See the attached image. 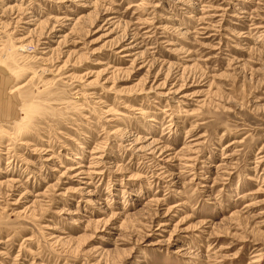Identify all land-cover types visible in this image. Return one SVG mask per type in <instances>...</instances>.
I'll return each instance as SVG.
<instances>
[{"label": "rangeland", "instance_id": "374dc122", "mask_svg": "<svg viewBox=\"0 0 264 264\" xmlns=\"http://www.w3.org/2000/svg\"><path fill=\"white\" fill-rule=\"evenodd\" d=\"M0 68V264H264V0H0Z\"/></svg>", "mask_w": 264, "mask_h": 264}, {"label": "crops", "instance_id": "0c3cea01", "mask_svg": "<svg viewBox=\"0 0 264 264\" xmlns=\"http://www.w3.org/2000/svg\"><path fill=\"white\" fill-rule=\"evenodd\" d=\"M1 69V68H0ZM1 77L4 79V80H7V78H6V74H5V72L1 75ZM6 114L7 115H5V117H9L10 115H8V112H6ZM13 113L11 112V115H12Z\"/></svg>", "mask_w": 264, "mask_h": 264}, {"label": "bare ground", "instance_id": "6f19581e", "mask_svg": "<svg viewBox=\"0 0 264 264\" xmlns=\"http://www.w3.org/2000/svg\"><path fill=\"white\" fill-rule=\"evenodd\" d=\"M136 4L134 3V6H135ZM109 21H111L110 20V18H109ZM111 24V23H110ZM125 48V47H124ZM128 48V47H127ZM121 49V48H120ZM126 49V48H125ZM118 50V49H117ZM124 50V49H123ZM121 51V50H120ZM128 53V52H127ZM134 53H131V55H133ZM121 55V54H120ZM129 55V54H128ZM125 56H126V54H125ZM19 87V86H18ZM79 167V166H78Z\"/></svg>", "mask_w": 264, "mask_h": 264}]
</instances>
